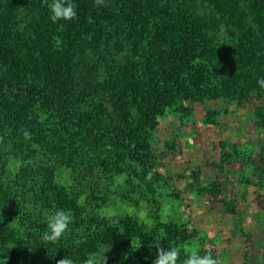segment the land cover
Segmentation results:
<instances>
[{"label": "rangeland", "instance_id": "1", "mask_svg": "<svg viewBox=\"0 0 264 264\" xmlns=\"http://www.w3.org/2000/svg\"><path fill=\"white\" fill-rule=\"evenodd\" d=\"M83 1L72 2L81 8ZM105 1L112 5V24L93 25L91 34L78 39L70 97L75 99V113L80 118L91 117L95 125L112 132L138 124L140 113L130 106V83L147 80L148 70L136 61L135 28L158 24V14L171 8L179 9L184 24L198 25L220 41L219 47L213 45L216 60L211 59L206 68L218 88L211 97L185 103V110L167 107L156 128L147 134L151 161L163 176L151 184L154 193L140 178L137 163L116 152L113 142L85 146L80 142L83 131L65 126L56 109L38 105L31 118L40 123L45 139L6 146L4 178L12 181L21 174L23 181L52 182L53 187L41 196L60 202L59 197L65 196L68 209L60 204L47 209L27 203L29 209L20 214L24 208L21 197L24 193L33 196L36 190L30 186L27 192L20 184L10 190L15 195L9 197L14 200L7 208L11 215L7 230L11 236L28 235L34 230H27L31 224L37 225L32 220L36 217L44 232L46 214L67 210L73 220L59 242L73 248L90 237V228L107 226L114 233L107 241L121 242L127 264H152L157 245L142 242L138 233L160 239L161 230L166 236L175 224L189 234L196 233L185 242L178 239V245L198 248L201 255L205 247L210 248L221 264H264V89L257 84L264 77V18L251 10L249 0H140L137 6ZM0 13L9 19L10 41L23 49L34 83L45 95H53L51 61L64 48L62 21L52 22L43 0H0ZM227 23H235L236 29ZM250 33L255 35L254 41ZM138 38L146 50L164 48L161 35L157 42L148 34ZM0 63L1 77L8 66ZM244 82L249 84L247 95L229 96L233 86ZM61 144L66 147L65 158L49 149ZM1 209L0 220H7ZM93 242L97 246L103 241ZM101 248L93 253L105 254L111 264L107 247ZM32 256V264H42ZM182 257L185 259L183 252Z\"/></svg>", "mask_w": 264, "mask_h": 264}, {"label": "trees", "instance_id": "2", "mask_svg": "<svg viewBox=\"0 0 264 264\" xmlns=\"http://www.w3.org/2000/svg\"><path fill=\"white\" fill-rule=\"evenodd\" d=\"M130 2L137 6L140 0H119L116 4L124 6L129 5ZM249 3L251 10L264 18V0H249ZM79 4H82V7H77V17L71 21L62 20L61 22L65 26L63 30L65 41L63 40L64 48L61 55L51 61L55 78L53 95H45L34 83L31 68L22 55L23 49L14 46L10 41L9 19L0 13V61L8 66V71L0 77V207L2 208L1 214L7 217V220H0V264H32L30 259L32 255V258H37L35 262L42 264H57L58 260L66 256L72 258L77 264H82L81 262L87 258L89 253L100 251L101 245L107 247V254L111 256V264H127L121 242L119 241L118 245H115L111 241H107L106 238L114 236L111 228L107 226L90 228V237L85 238V241L80 240L78 245L75 244L73 248L62 242L44 243L41 239L43 225L36 217L32 220L37 225L32 223L31 228L22 230L34 229L28 235L26 233L27 236L24 234L11 236L7 230L11 226H7L11 219L7 208L10 207L9 203L14 200L9 197L15 195L10 190L20 184L27 189V192L30 186L36 189L32 191L34 192L33 196L24 193V196L21 197L23 199L20 203L24 208L20 214L23 215L25 210L29 209L28 204L30 203L40 204L47 209H51L53 204H60L61 208L68 209L65 204L67 199L65 196L59 197L61 202L41 196L46 189L49 190L53 187L52 182L39 184V181L33 179L28 182L23 181L25 176L21 174L12 181H6L4 178L7 165L4 159L8 155L6 149H9V146L10 148L11 146L17 147L28 140L41 142L45 139L40 123L31 118L32 111L38 105L56 109L64 117L65 126L70 125L83 131L84 139L80 142L85 146L94 148L95 146L101 147L110 141L113 142L116 152H121L122 156H129L137 163L141 170L140 178L146 183L149 191L154 193L151 184L162 180L163 176L151 161L147 134L156 128L158 117L164 113L167 107L175 105L185 110V103H197L199 100L211 97V92L218 88L212 83L213 81L209 77L210 73L206 68L212 62L211 59L213 62L216 60L212 56L215 52L213 45L218 46L220 41L213 40L208 33L199 29L198 25L184 24L180 13L178 14L179 9L171 8L170 12L158 14L156 20L158 24L152 23L150 27L142 30L135 28V39H138L136 42L139 45L136 61H139L142 67L146 65L148 70L147 80L135 79L130 83V106L140 113L138 124L130 126L129 129L118 127L112 132L95 125L91 117L80 118L75 113V99L70 97L74 89V62L79 50L78 39L90 31L91 34L93 25H109L114 19L112 18V5L106 1L101 6H96L95 0H84ZM131 20L135 21V18ZM228 27L236 29L235 23L228 24ZM262 28L264 30V24ZM143 34L153 36L154 42H157V37L161 35L164 48L157 51L156 47L154 51L144 49V41L138 38ZM250 36L254 41L255 35L250 33ZM208 45L210 47L206 48ZM254 76L255 74L251 78ZM242 84L240 83L237 87L233 86L232 89L235 90L231 91L229 96L236 97L237 93L247 95L250 90L249 84L245 82ZM49 149L60 157H66V147L62 144L59 147L49 146ZM77 153L78 151H75V154ZM149 173H151V179H146ZM58 208L60 209L59 206ZM29 223L31 222L29 221ZM37 228L40 230H36ZM16 231L20 233L19 229ZM195 234H189L187 229L175 224L170 226L168 234L162 240L161 238L155 239L146 232L138 233L142 242L146 244L159 243L165 249L178 245V239L185 242L190 238H195ZM8 235L10 238L3 243L2 240ZM95 239L96 241L102 239L103 242L95 246L94 242L92 243ZM112 241L117 240L112 239ZM183 260L184 258L180 257L178 263H182Z\"/></svg>", "mask_w": 264, "mask_h": 264}, {"label": "clouds", "instance_id": "3", "mask_svg": "<svg viewBox=\"0 0 264 264\" xmlns=\"http://www.w3.org/2000/svg\"><path fill=\"white\" fill-rule=\"evenodd\" d=\"M105 0H95L96 6H101ZM43 4L47 7L50 13V19L56 23L58 21H71L77 17V5L72 0H43ZM257 84L264 89V77L258 78ZM25 135H28L25 133ZM151 179V173L146 177ZM73 217L70 211L56 210L46 214V230L42 233L41 239L44 243L56 244L64 236L70 228ZM165 238L163 230H161V240ZM157 245L156 258L152 264H178L181 253L185 255L182 264H221L218 257H214L212 250L205 247L204 254H200L198 248H188L183 244L173 245L167 249ZM57 264H77L72 258L66 256L57 261ZM82 264H107L105 254L98 255L89 253Z\"/></svg>", "mask_w": 264, "mask_h": 264}]
</instances>
